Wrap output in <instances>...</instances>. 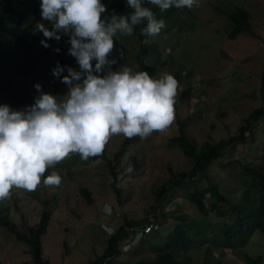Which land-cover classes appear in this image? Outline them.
I'll list each match as a JSON object with an SVG mask.
<instances>
[{
	"label": "rangeland",
	"instance_id": "rangeland-1",
	"mask_svg": "<svg viewBox=\"0 0 264 264\" xmlns=\"http://www.w3.org/2000/svg\"><path fill=\"white\" fill-rule=\"evenodd\" d=\"M212 6L206 0H199L198 6L193 7L202 22H196L200 27L189 38H184L185 42H180L182 39L179 36H184L180 34L184 31L193 30L192 25L186 24L187 21L194 22L191 15L186 17V23L183 21L184 24L179 25L182 30L180 33L171 30L169 34L158 37L162 57L159 64H150L154 67L155 77L164 72H170L175 77L179 75V78L176 77L179 86L174 104V120L166 129L154 130L143 138L138 135L131 137L130 145L125 148L117 164L115 156L124 148L128 137L122 133L113 135L105 144L107 159L90 156L83 160L79 154L71 153L47 169L59 173L62 178L59 185H45L42 178L34 191L13 188L9 198L0 200L10 219L21 231L39 223L47 203L50 224L42 236V245L43 257L51 264H85L96 259L106 250L110 234L125 219L147 218L150 223H163L157 230L161 232L158 237L153 233L148 242L138 249L133 246L127 252H122L119 259L134 261L147 254L153 256L158 247L164 246L166 230L176 224L172 218L166 219L167 214L174 211L193 217L200 231L191 248L178 254L182 262L245 264L244 256L248 252L255 257L262 256L264 264L262 236L253 239L245 250L238 248L235 243L229 244L224 236L213 231L219 225L218 220L206 217L191 205L185 189L174 188L163 198L157 211L153 210L154 193L170 177L169 168L174 172H183L193 166L192 160L173 141L181 133L182 122L187 137L199 149L205 142H219L234 135L243 119L261 105L264 0H223ZM236 6L249 10L252 32L230 40L228 33L231 23L228 15ZM113 39L114 48L109 55L116 56L117 49L121 48L126 55L117 59L112 69L128 66L136 71L138 46L135 40L120 33H116ZM164 62L165 66L162 65ZM73 67L79 68L78 65ZM56 79L59 82L57 89L43 82L41 90L60 99L66 94L68 86ZM184 91L191 95L184 99ZM34 94L38 95L35 87ZM0 103H6L2 95ZM253 130L258 140H246L231 146L224 154L225 162L240 157L259 164L264 161V118ZM247 137L250 139L252 135L247 134ZM110 162L120 172L119 180L114 179ZM210 166L212 171L208 169L206 173L213 183L226 194L233 195L236 202L240 201L242 194L239 197L236 195L241 191L240 167L233 165L222 168L218 161ZM185 183L188 184V181ZM199 186L205 187L204 184ZM82 189L90 191L93 203L86 200ZM0 260L4 264H33L27 244L18 241L2 226Z\"/></svg>",
	"mask_w": 264,
	"mask_h": 264
},
{
	"label": "trees",
	"instance_id": "trees-1",
	"mask_svg": "<svg viewBox=\"0 0 264 264\" xmlns=\"http://www.w3.org/2000/svg\"><path fill=\"white\" fill-rule=\"evenodd\" d=\"M206 1L213 8L212 4L223 0ZM102 2L106 5V12L103 14L105 16L113 10L117 13L132 11L127 7L125 0H102ZM39 4L40 0H0V95L13 109L23 108L34 102L36 96L34 84L36 83L45 82L49 86L58 88L59 82L51 74V69L55 67L57 61L61 65L67 64L72 67L78 65L75 58L67 53V48L70 46L66 43L68 40L67 33H61L60 41H56L54 38L43 37L42 32L35 30L38 21L51 28V24L47 20H42ZM143 6L151 8L157 18H163L165 27L158 35L151 37L148 43H143L144 36L140 32L144 25L134 26V31L130 37L127 35L125 37L134 39L138 46L135 55L136 71L146 69L150 75L155 76L153 66L150 64H159L162 57L157 42L158 37L162 34H169L171 30L180 33L182 30L179 25L184 24L183 21L186 23V17L191 15L194 22L187 21L186 24L192 25L193 30L191 32L184 31L180 33L184 36H179L182 39L180 42H185L184 38H189L190 34L200 27L196 22L201 23L202 18H198L195 8L170 7L161 12L159 7L149 3V0H143ZM216 9L218 10V7ZM228 18L231 23L228 39L236 40L241 34L252 32L251 14L246 8L236 6ZM203 34L205 33L203 32ZM41 39H47L49 47L46 48L41 45ZM56 47L60 48L59 52L54 51ZM124 55H126L125 52ZM162 65L165 66L166 62ZM176 77L179 78V75ZM189 95H191L190 92L184 91L182 97L185 99ZM259 97L261 105L243 119L234 135L219 142H205L199 149H196L187 137L182 122L181 133L173 138V141L178 144L184 155L192 160L193 166L190 170L183 172H174L172 168H169L170 177L154 193V211H157L163 198L171 190L174 188L185 189L191 205L206 217L211 216L218 220L219 225L213 231L224 236L229 244L235 243L238 248L245 250L249 248L253 239H259V236L264 239V161L259 164L242 157L227 162L223 160L225 152L231 146L246 140H258L253 128L264 118V71L261 76ZM247 134L252 135V137L249 139ZM130 140L131 138L128 137L124 143V148H121L116 154L114 160L116 164L120 162L125 148L130 145ZM91 157L107 159L105 147L100 154ZM216 161L222 168L233 165L240 167L241 191L236 194L238 197L242 194L240 201L236 202L233 195H228L219 189L206 173L208 169L212 171L210 165ZM110 166L114 179L119 180L120 172L116 171V167L111 162ZM50 173L46 170L44 175ZM185 181H188V184ZM201 184H204L205 187L201 188L199 186ZM191 185L193 186L192 189H190ZM81 192L89 203H93L89 190L82 189ZM208 210L210 212H207ZM170 218L176 224L171 229L166 230L164 246L158 247L157 253L153 256L147 254L146 257H138L134 261L119 259L121 254L133 246L134 249H138L143 243L148 242L153 233H156L158 237L161 232L157 230L163 223L160 221L151 222L158 228H152L146 232L145 227L151 224L147 218L140 220L125 219L124 223L110 234L104 253L85 264H186L179 259L178 254L185 253L189 247L191 248V244L200 232L198 222L189 215L179 214V211L167 214L166 219ZM49 224L50 211L47 203H45L39 223L29 226L25 231L18 229L17 225L10 219L4 205L0 204V226L10 231L18 241L27 244L33 264H51L43 257L42 245V236L47 232ZM260 244L258 245L260 246ZM261 257L252 256L247 252L244 256L245 264H262L263 257ZM0 264L4 263L0 260Z\"/></svg>",
	"mask_w": 264,
	"mask_h": 264
},
{
	"label": "clouds",
	"instance_id": "clouds-1",
	"mask_svg": "<svg viewBox=\"0 0 264 264\" xmlns=\"http://www.w3.org/2000/svg\"><path fill=\"white\" fill-rule=\"evenodd\" d=\"M125 2L132 11L113 10L105 16L102 0H40V16L51 28L38 21L35 30L56 41L67 33V53L79 68L57 61L51 69L53 77L68 86L60 99L36 83L38 95L32 104L13 109L0 103V200L9 198L13 188L34 191L42 178L45 185H59V173H44L71 153L87 160L100 154L113 135L143 138L174 120L179 82L172 73L155 77L146 69H112L124 57L123 48L116 56L109 55L116 33L131 35L134 26L144 25L140 32L143 43H148L165 27V20L143 6V0ZM198 2L149 0L161 12L170 7L192 9ZM40 43L49 47L47 39Z\"/></svg>",
	"mask_w": 264,
	"mask_h": 264
},
{
	"label": "built area",
	"instance_id": "built-area-1",
	"mask_svg": "<svg viewBox=\"0 0 264 264\" xmlns=\"http://www.w3.org/2000/svg\"><path fill=\"white\" fill-rule=\"evenodd\" d=\"M148 225H149V226H146V227H145L146 232L149 231V230L152 229V228H156V227H157V226H155L153 223L148 224Z\"/></svg>",
	"mask_w": 264,
	"mask_h": 264
}]
</instances>
